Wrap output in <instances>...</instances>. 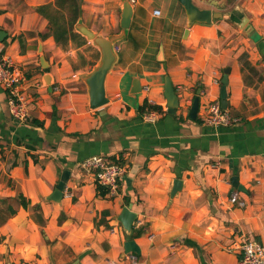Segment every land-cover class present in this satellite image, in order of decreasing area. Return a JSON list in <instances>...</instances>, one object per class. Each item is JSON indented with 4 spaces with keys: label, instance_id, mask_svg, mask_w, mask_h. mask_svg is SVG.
I'll use <instances>...</instances> for the list:
<instances>
[{
    "label": "crops",
    "instance_id": "crops-1",
    "mask_svg": "<svg viewBox=\"0 0 264 264\" xmlns=\"http://www.w3.org/2000/svg\"><path fill=\"white\" fill-rule=\"evenodd\" d=\"M125 1L132 15L105 79L109 101L93 109L81 75L98 48L82 34L66 48L41 36L48 23L37 8L54 0H0V52L20 68L29 101L27 120L15 121L0 87V264H70L85 251L77 264H237L246 240L264 244V0H192L221 16L187 32L178 0H80L78 20L119 34ZM225 69L237 121L211 127L203 118L220 101ZM145 101L161 107L154 122L142 119ZM93 155L124 167L114 194L81 167ZM64 170L63 195L52 200ZM127 206L137 216L130 233L118 220Z\"/></svg>",
    "mask_w": 264,
    "mask_h": 264
},
{
    "label": "water",
    "instance_id": "water-1",
    "mask_svg": "<svg viewBox=\"0 0 264 264\" xmlns=\"http://www.w3.org/2000/svg\"><path fill=\"white\" fill-rule=\"evenodd\" d=\"M179 4L183 7L186 14V32L188 28L193 23L208 24L213 18L221 16L220 12H212L208 8H200L193 3L192 0H178ZM132 15V8L128 1L124 2L122 8V14L120 19V26L122 31L119 34H113L108 36H103L99 33L94 32L87 26H85L80 20L75 24V29L86 37V39L96 46L99 50L100 56L97 63L94 65L92 70L88 73L82 74L81 78L87 86L88 99L90 108H99L105 105L109 100L105 93V79L108 73L112 70L113 65L118 59V54L116 50V42L119 40L127 31L130 25V19ZM2 38L0 37V41ZM39 50H41V45H39ZM228 69L224 70V75L221 79V90H220V105L223 109H227L226 100V84H227V74ZM50 84V81L46 82ZM199 94V90L197 92ZM198 94L194 97L193 102L190 106L188 116L192 119L196 118V114L199 108V97ZM164 98L166 100L167 112L174 113L175 109L178 107V97L174 92V89L170 81L166 78ZM69 177V171L64 170L60 176V180L56 185L55 190L51 196L52 200H59L63 195V190L65 183ZM231 183L234 187L239 190H243V187L238 183L237 176L231 177ZM180 185V180L175 179L173 182L172 194L176 193ZM136 213L130 209V206L124 207L118 220L122 224L126 232L130 233L134 221L136 220ZM126 252L135 251L133 241H127L125 243ZM85 251L78 255V257L70 264H77L78 261L87 253Z\"/></svg>",
    "mask_w": 264,
    "mask_h": 264
},
{
    "label": "built area",
    "instance_id": "built-area-1",
    "mask_svg": "<svg viewBox=\"0 0 264 264\" xmlns=\"http://www.w3.org/2000/svg\"><path fill=\"white\" fill-rule=\"evenodd\" d=\"M134 1V0H132ZM155 10L154 13H157ZM24 76L14 61L0 52V87L7 94V102L11 117L18 122H24L29 117L28 98L21 90ZM159 111L147 110L142 113V119L154 122ZM237 119L227 109H223L220 101L212 102L206 109L203 122L211 127L228 126ZM81 167L94 176L95 183L107 189V193L114 194L118 182L123 178L125 170L122 165L112 162L101 155H93L81 161ZM232 200L237 199L236 191L230 193ZM243 204V202H241ZM237 264H264V244L254 240H246L241 244V258Z\"/></svg>",
    "mask_w": 264,
    "mask_h": 264
},
{
    "label": "trees",
    "instance_id": "trees-1",
    "mask_svg": "<svg viewBox=\"0 0 264 264\" xmlns=\"http://www.w3.org/2000/svg\"><path fill=\"white\" fill-rule=\"evenodd\" d=\"M37 11L48 23V30L46 33L41 34L42 37L52 36L54 41L62 48H66L70 42L78 45L84 43V37L76 32L74 27L81 14L80 0H54L53 4L39 6ZM138 109L142 113L147 110L161 112L159 105L150 104L147 101L139 106ZM98 189L100 193H107V189L102 186L98 185ZM17 199L21 205L27 207L28 201L21 194H18ZM8 211L14 213L15 210L9 208ZM142 232L141 229L135 230L133 236H138Z\"/></svg>",
    "mask_w": 264,
    "mask_h": 264
}]
</instances>
